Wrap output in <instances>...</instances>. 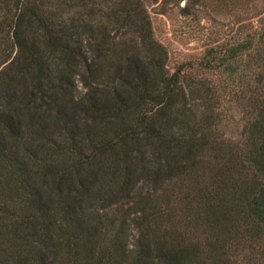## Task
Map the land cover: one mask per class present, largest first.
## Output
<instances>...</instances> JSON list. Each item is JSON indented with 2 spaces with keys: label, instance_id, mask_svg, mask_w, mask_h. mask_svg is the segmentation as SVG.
<instances>
[{
  "label": "trees",
  "instance_id": "1",
  "mask_svg": "<svg viewBox=\"0 0 264 264\" xmlns=\"http://www.w3.org/2000/svg\"><path fill=\"white\" fill-rule=\"evenodd\" d=\"M160 9L246 35L198 74L148 0H0V264H264V0ZM240 65L259 87L228 100L206 75Z\"/></svg>",
  "mask_w": 264,
  "mask_h": 264
},
{
  "label": "rangeland",
  "instance_id": "2",
  "mask_svg": "<svg viewBox=\"0 0 264 264\" xmlns=\"http://www.w3.org/2000/svg\"><path fill=\"white\" fill-rule=\"evenodd\" d=\"M149 11L154 22L156 38L168 49L171 70L177 69L180 64L192 65L193 68L200 66L206 59V54L210 48H216L224 43L234 44L235 40L245 37L246 31L242 29V23L234 18L229 10L223 9L218 13L202 14L200 20L188 18L182 12L176 10L172 14H163L160 9L161 0H148ZM262 2H260V5ZM186 1L181 6L184 7ZM219 64V63H218ZM201 67V66H200ZM226 66L221 69L210 71L206 76L212 80L215 86L223 89L227 86V99H232L234 94L244 91L248 80L251 84L259 87L258 75L251 74L245 66L240 65V70L235 75L224 72ZM199 69V67H198ZM198 74H202L199 69ZM225 81V82H224ZM77 86L81 94L86 92L83 85L77 81ZM224 106L225 113L229 119L227 134H240L243 130L246 104L239 105L227 103ZM226 221H224V226Z\"/></svg>",
  "mask_w": 264,
  "mask_h": 264
}]
</instances>
